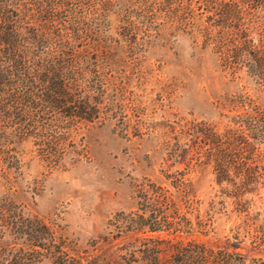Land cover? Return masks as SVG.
Returning <instances> with one entry per match:
<instances>
[{
	"label": "rangeland",
	"instance_id": "374dc122",
	"mask_svg": "<svg viewBox=\"0 0 264 264\" xmlns=\"http://www.w3.org/2000/svg\"><path fill=\"white\" fill-rule=\"evenodd\" d=\"M154 31L125 52V106L109 121L70 126L60 162L33 140L0 144V207L24 208L54 230L52 254L37 263L26 250L30 235L9 224L11 234L0 231L1 263L155 264L159 243V264H184L179 250L199 242H234V264L264 260V182L238 191L217 181L212 166L197 165L194 152L175 149L193 144L202 126L234 125L226 114L235 111L220 104L228 95L246 91L264 106V87L245 71L231 74L188 29ZM255 146L262 181L264 138ZM140 217L145 228L134 232Z\"/></svg>",
	"mask_w": 264,
	"mask_h": 264
},
{
	"label": "trees",
	"instance_id": "16d2710c",
	"mask_svg": "<svg viewBox=\"0 0 264 264\" xmlns=\"http://www.w3.org/2000/svg\"><path fill=\"white\" fill-rule=\"evenodd\" d=\"M184 28L196 40L201 36L231 74L245 71L264 87V0H0L1 146L33 140L46 159L60 162L70 126L109 121L113 109L125 106L122 63L134 38ZM220 104L235 111L226 114L234 125L222 131L202 126L193 144L175 149L194 152L197 165L212 166L217 181H229L238 191L263 183V156L253 154L264 138V106L246 91ZM11 223L13 233L30 235L26 250L38 256L37 263L52 254L54 230L40 216L0 207L3 235L11 234ZM132 223L134 232L146 225L143 217ZM235 247L199 242L179 250V261L234 264ZM140 251H150L146 241ZM152 252L159 264V243ZM258 260L249 264H264Z\"/></svg>",
	"mask_w": 264,
	"mask_h": 264
}]
</instances>
